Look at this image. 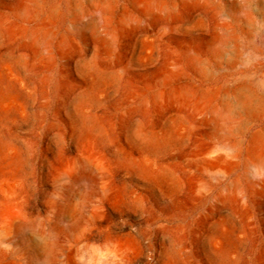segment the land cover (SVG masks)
<instances>
[{
  "label": "rangeland",
  "instance_id": "rangeland-1",
  "mask_svg": "<svg viewBox=\"0 0 264 264\" xmlns=\"http://www.w3.org/2000/svg\"><path fill=\"white\" fill-rule=\"evenodd\" d=\"M263 129L264 0H0V264H264Z\"/></svg>",
  "mask_w": 264,
  "mask_h": 264
},
{
  "label": "bare ground",
  "instance_id": "bare-ground-1",
  "mask_svg": "<svg viewBox=\"0 0 264 264\" xmlns=\"http://www.w3.org/2000/svg\"><path fill=\"white\" fill-rule=\"evenodd\" d=\"M95 15L97 16H102V14L100 13V11H95ZM101 19V18H100ZM228 96V95H227ZM229 97V96H228ZM228 97H224L223 95V98L220 104V110L218 112V116L223 118V117H227L229 115V112L231 110V108H237V109H240V110H246L249 108V105L245 98H244V94L242 91H237V93L235 92L234 96L231 98H228ZM220 100V99H219ZM249 101V100H247ZM250 103V102H249ZM236 112V111H235ZM232 114V113H231ZM232 116V115H231ZM228 118V117H227ZM229 119V118H228ZM226 122V121H225ZM224 123V122H223ZM237 128V127H236ZM264 130V129H263ZM253 134V133H252ZM252 141L254 143V145L256 146V150H255V153L253 152V154L251 155V161L252 162V165L253 167L255 168L254 170V174L256 175H262L264 174V162H263V154H262V146L264 148V131H260V132H255L253 135H252ZM252 145V144H251ZM252 147V146H251ZM254 150V149H253ZM229 151V149H228ZM252 152V151H251ZM228 153H226L227 155ZM225 155V154H224ZM229 156V154H228ZM250 158V157H249ZM72 171H64V174H68V173H71ZM255 175V176H256ZM89 176V175H88ZM258 177V176H257ZM260 178V177H259ZM88 181V180H87ZM16 220H17V217L16 216H12L11 217V222H12V225H15L16 224ZM40 239V238H39ZM37 244V242H36ZM42 244V243H41ZM44 244V243H43ZM42 244V245H43ZM44 247V245H43ZM44 249V248H43Z\"/></svg>",
  "mask_w": 264,
  "mask_h": 264
}]
</instances>
